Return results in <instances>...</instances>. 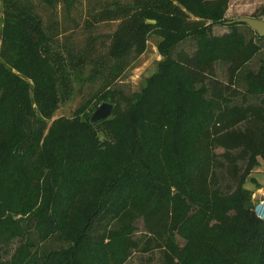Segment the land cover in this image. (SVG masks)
I'll return each mask as SVG.
<instances>
[{"label": "trees", "instance_id": "trees-1", "mask_svg": "<svg viewBox=\"0 0 264 264\" xmlns=\"http://www.w3.org/2000/svg\"><path fill=\"white\" fill-rule=\"evenodd\" d=\"M228 5L0 0V264H264L245 187L264 167V37L228 22ZM105 23L116 27L100 40ZM151 34L157 71L124 94L117 81ZM104 102L111 115L91 123Z\"/></svg>", "mask_w": 264, "mask_h": 264}, {"label": "rangeland", "instance_id": "rangeland-1", "mask_svg": "<svg viewBox=\"0 0 264 264\" xmlns=\"http://www.w3.org/2000/svg\"><path fill=\"white\" fill-rule=\"evenodd\" d=\"M264 6V0H229L228 10L226 12L225 19L228 22H232L236 19L243 17L255 16L260 17L258 10ZM46 18V16H45ZM263 19V18H259ZM60 23L62 26L69 29V34L72 37L82 39V36L79 33V30L76 28L74 22H71L67 19H64L60 15ZM150 20H148L149 22ZM154 21V20H151ZM156 23V21H154ZM151 23V22H149ZM154 23V24H155ZM152 24V23H151ZM116 27V24L105 23L100 25L98 29V35L100 40L105 39V36L112 32ZM228 31L226 25H218L212 28V33L214 35H222ZM160 38L157 35L151 34L146 41V48L144 52L134 61L129 64L128 68L117 81V88L124 94H132L139 92L144 85L145 80L153 75L157 71L158 63L161 61L162 57L157 51V44L159 43ZM183 42L181 48L189 47L190 42ZM215 78H217L221 83L227 81L225 70L221 67L216 69ZM225 84V83H224ZM102 80H88L80 84L75 85L74 95L72 98L65 104L61 105L56 113V118L58 117H71L73 112L81 106L83 103L90 100L93 95L101 89ZM107 103V102H104ZM101 105V104H100ZM99 105V106H100ZM98 106V107H99ZM92 115V114H91ZM91 117V116H90ZM256 183L259 184V188L255 187L254 182H248L246 188L252 190L256 197L264 194V174H253ZM259 190L263 192L258 193ZM141 224L139 225V230H142ZM140 235L139 233H137ZM142 254L135 253L126 264H139ZM153 260L156 262V255L154 254Z\"/></svg>", "mask_w": 264, "mask_h": 264}, {"label": "water", "instance_id": "water-1", "mask_svg": "<svg viewBox=\"0 0 264 264\" xmlns=\"http://www.w3.org/2000/svg\"><path fill=\"white\" fill-rule=\"evenodd\" d=\"M154 24V21H149ZM243 23L246 24L249 28L255 31L258 36L264 37V20L251 18V17H243L236 19L230 23ZM113 105L109 103H102L91 115L90 122L95 123L101 120L108 118L111 115Z\"/></svg>", "mask_w": 264, "mask_h": 264}, {"label": "built area", "instance_id": "built-area-1", "mask_svg": "<svg viewBox=\"0 0 264 264\" xmlns=\"http://www.w3.org/2000/svg\"><path fill=\"white\" fill-rule=\"evenodd\" d=\"M253 196L255 199L253 212L257 218L264 220V194L261 198H258L255 195Z\"/></svg>", "mask_w": 264, "mask_h": 264}, {"label": "crops", "instance_id": "crops-1", "mask_svg": "<svg viewBox=\"0 0 264 264\" xmlns=\"http://www.w3.org/2000/svg\"><path fill=\"white\" fill-rule=\"evenodd\" d=\"M256 174H264V167L262 168V169H260V171H257L256 173H255V175ZM263 191L262 190H259L258 191V193L259 194H261ZM255 195V194H254ZM256 196V195H255ZM263 196V193L260 195V197L259 198H261Z\"/></svg>", "mask_w": 264, "mask_h": 264}]
</instances>
